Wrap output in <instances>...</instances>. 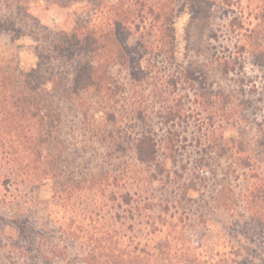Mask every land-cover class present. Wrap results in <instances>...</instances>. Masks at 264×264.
<instances>
[{"label":"trees","instance_id":"16d2710c","mask_svg":"<svg viewBox=\"0 0 264 264\" xmlns=\"http://www.w3.org/2000/svg\"><path fill=\"white\" fill-rule=\"evenodd\" d=\"M82 1L84 14L90 16L77 20L70 33L40 34V26L35 28L38 62L29 72L18 69L19 84L0 50V264H52L55 258L69 257L72 248L79 251L76 258L82 264H264L261 174L253 176L257 181L244 193L222 186L207 200L213 211L206 214L185 194L179 199L173 192L164 197L163 187H154L157 178L149 170L158 162L155 136L143 135L133 147L119 145L120 152L133 153L135 162L116 165L108 164L117 159L112 153L116 140L112 145L111 134H102L116 117L110 104L117 88L112 70L134 64L128 38L141 33L144 48L174 61L177 19L188 9L190 28L200 21L204 4L209 14L217 1ZM218 1L221 10L234 15L218 27L220 35L243 33L226 38L228 54L212 57L225 74L238 65L243 71L239 60L244 54L264 72V0ZM245 15L247 23L241 21ZM15 24L0 20V47ZM20 36L7 40L6 47ZM194 79L185 71L163 76L160 85L172 92ZM93 98L101 101L107 125L99 127L91 116ZM164 105L170 122L179 119L178 110L169 108L166 100ZM224 139L220 138L223 144L209 141L210 153L230 152L227 145L239 143ZM54 140L60 141V148L49 156ZM239 146L235 155L250 160ZM46 182L52 183L60 211L49 212L40 224L37 204L28 192ZM20 187L30 191L19 196ZM215 219L222 221L220 227L214 228Z\"/></svg>","mask_w":264,"mask_h":264},{"label":"rangeland","instance_id":"374dc122","mask_svg":"<svg viewBox=\"0 0 264 264\" xmlns=\"http://www.w3.org/2000/svg\"><path fill=\"white\" fill-rule=\"evenodd\" d=\"M216 1L211 5L209 14L207 2L204 4L205 11L200 21L192 23L190 28L188 9L177 19L174 61L157 57L144 48L141 43L146 44V39L141 38V33L128 38L134 64L126 69L117 67L112 70L117 88L114 89L115 98L110 104L116 117L108 123V129L102 132L104 135L111 134L109 141L112 145L113 140H116V150L112 153L117 159L108 163L116 165L124 161L135 162L133 153L120 152L119 145L128 148L131 144L133 147L143 135L155 136L159 145L158 162L149 170L157 178L154 187H163L164 197L173 192L174 197L179 199L185 194V197L194 199V205L201 207L198 209L206 214L207 210L213 211L212 207L207 208V200L216 197L222 186H230L238 194L244 193L249 184L257 181L253 178L255 174L264 177V72L257 70L247 54L239 60L242 72L238 65L236 71L225 74L216 63L213 54H228L224 48L226 38L235 39L236 33H243L237 30L234 35H220L218 27L226 24L234 15L221 10L220 2ZM243 1L246 3L247 0ZM82 2L0 0V20L16 23L13 30L3 36L0 50L10 61L9 72L18 84V69L29 72L38 62L35 53L37 42L33 39L37 33L35 28L38 30L40 26V34L46 30L70 33L77 20L90 16L84 14ZM246 17L243 16L241 21L247 23L244 20ZM19 34L21 36L11 43L13 45L6 47L7 40ZM216 34L220 36L219 40L214 39ZM229 45L232 48L230 42ZM185 71L195 78L190 81V86L181 84L179 90L175 88L172 89L174 92H170L169 88L160 85L163 76L181 75ZM210 94H216L217 97L212 99ZM228 96L232 98L228 99ZM165 100L170 104L167 105L169 108L179 111V119L170 122V110L164 108ZM90 103L91 116L97 125H107L104 122L105 115L100 110L103 107L101 101L93 98ZM140 116L145 117V120H141ZM222 136L226 143L232 138L238 140L236 145H241L239 147L246 150L251 159L244 161L247 155H235L238 146L230 143L227 147L232 148V151L221 153L220 150H214L210 153L209 141L215 142L217 139L219 144H223L220 140ZM68 140L73 141L69 137ZM59 148L60 141L54 140L48 149L49 156L54 155ZM20 188L23 192L19 196L30 191ZM28 193L37 204L35 213L40 224L45 223L49 212L60 211L51 182L43 183L35 192ZM181 203L185 204V201ZM214 224V228L220 227L222 221L215 219ZM78 252L72 248L69 257L55 258L52 264H82L76 258Z\"/></svg>","mask_w":264,"mask_h":264}]
</instances>
